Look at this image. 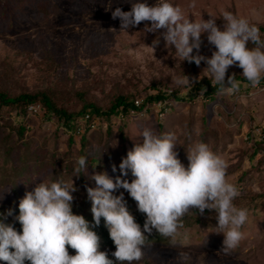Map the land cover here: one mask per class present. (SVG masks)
Here are the masks:
<instances>
[{"label":"rangeland","instance_id":"374dc122","mask_svg":"<svg viewBox=\"0 0 264 264\" xmlns=\"http://www.w3.org/2000/svg\"><path fill=\"white\" fill-rule=\"evenodd\" d=\"M136 2L145 0H0V90L10 97L46 91L57 107L77 111L84 103L106 109L118 96L145 99L163 91L187 93L189 89L174 82L181 71L200 77L199 82L211 81L204 70L206 64L180 62L174 47H165L163 30L145 32L150 22L121 31L120 20L112 19V12L116 8L130 11ZM174 2L190 19L215 16L221 30L222 10L244 16L259 27L264 38V0H196L195 8L188 7L191 0ZM157 38L160 42L152 54L146 46ZM201 41L199 54L210 58L216 49L208 43L207 33L201 35ZM228 70L229 75L242 77L241 68L233 65ZM174 100L162 119L149 115L140 121H119L113 115L101 129L94 130L85 154L89 157L85 180L89 187H95L88 177L103 168L114 181L120 177L119 165L135 144L142 143L138 134L144 126L174 133L178 137L175 151L185 166L188 146L200 142L205 134L206 143L228 165V182L240 191L234 202L242 198L248 209L249 218L242 227L245 239L231 254H225L220 250L223 234L215 233L217 223L203 217L200 223L179 230L176 247L153 244L135 264L144 260L152 264H264V201L250 200L264 194V84L252 88L241 83L239 92L232 96L220 94L207 101L202 96L192 102L179 97ZM19 126L25 127L21 140ZM120 126L124 138L119 136ZM72 135L73 143L69 144ZM3 147L12 148V153L6 155ZM79 151L80 137L62 127L58 117L45 116L39 105L29 107L24 116L14 111L0 115V209L8 211L12 203L19 205L25 192L44 180L67 181L72 177L76 186L78 178L73 175H77L74 168ZM22 162L28 164L20 169ZM34 164L40 166L34 169ZM56 168L62 169L58 176L54 175ZM65 171L68 174L63 178ZM121 178L134 179L130 170ZM123 191L119 189L117 195ZM257 204L260 206L255 207ZM180 252L190 253L191 259L180 260Z\"/></svg>","mask_w":264,"mask_h":264},{"label":"clouds","instance_id":"9594fccd","mask_svg":"<svg viewBox=\"0 0 264 264\" xmlns=\"http://www.w3.org/2000/svg\"><path fill=\"white\" fill-rule=\"evenodd\" d=\"M188 7L195 8L196 0H191ZM208 16L207 20L202 15L190 19L174 0H155L151 5L145 0L132 4L130 11L116 8L112 12V19L120 20L121 31L127 32L141 22H150V26L145 25V32L163 30L165 47H174L180 62L207 65L204 70L210 75L211 84L218 86L219 94H235L240 90L241 81L234 73L226 78L233 65L243 70L242 77L248 86H259L264 79V38L259 27L244 16L222 10L221 30L216 24L217 18ZM204 33L216 49L210 58L199 54ZM159 42L157 38L146 47L153 54ZM199 80L200 77H190L181 71L174 82L191 90ZM138 136L142 137V143L135 144L122 159L120 177L114 181L103 171H94L88 177L95 182V187L86 188L92 223L82 215L73 214L72 194L78 189L72 177L67 181L44 180L32 191L25 192L18 205L19 214L12 222L21 225L19 232L13 224L5 222L13 215L12 210L4 214L0 209V261L5 264H135L144 259L145 249L152 248L145 233L151 235L154 229L170 238L171 246L176 247L175 238L184 228V217L193 212L202 216L205 210L216 213L215 233L224 237L220 250L231 254L237 249L245 239L242 227L249 213L247 208H238L234 203L240 191L227 180L226 161L200 141L188 146L185 166L175 151L178 137L174 133L144 126ZM88 158L77 159L74 168L77 175L73 176L79 177L80 173L88 176ZM129 170L134 177L131 182L121 178ZM112 171H116L115 166ZM119 189L125 190L136 202L137 210L145 215L143 228L128 210L123 193L113 194ZM101 218L116 249L111 253L114 259L109 258L107 251L100 250V237L92 230L100 225ZM68 248L75 255H70ZM178 257L182 261L191 259L188 252H180Z\"/></svg>","mask_w":264,"mask_h":264},{"label":"trees","instance_id":"16d2710c","mask_svg":"<svg viewBox=\"0 0 264 264\" xmlns=\"http://www.w3.org/2000/svg\"><path fill=\"white\" fill-rule=\"evenodd\" d=\"M229 71V70H228ZM229 73L226 74V78ZM237 80L241 81V83L248 84V82L244 79V77H236ZM260 84H264V79L261 80ZM202 88L206 89L205 92H202ZM218 86H213L211 84L210 79H204L202 82L196 83L191 90H189L187 93H166V92H158L154 95H149L145 99L149 101L153 100H164V99H174L176 97L180 98V101L184 102H192L195 98L202 96L206 101L220 95L217 91ZM232 96V95H231ZM137 99V97H126V96H118L114 99L112 103L106 108L101 109L97 105L93 103H84L80 109L77 111H67L63 108L57 107V105L54 103L53 98L50 94H48L46 91L43 92H37L34 94L29 93H21L18 94L15 97H10L7 95V93L0 90V115L3 116L5 114H9L10 112L14 111L15 114L18 116H24L26 115L27 109L31 106H37L39 105L40 108L43 110V114L45 116H56L58 117L59 121L62 124V127H64L66 130L72 131L75 135V131L80 125V121L83 118L85 114H90L92 118L99 119V126L98 129L102 128V125L105 121L110 120V118L118 111L120 110L123 114H126L129 109L133 107L134 100ZM120 134L119 136L121 138L123 137V134L121 132V126L119 127ZM107 136H110L112 134L111 127L108 126L106 129ZM96 131L89 132L88 130H85L80 137V151H79V157L85 156L88 146L90 145V137L94 135ZM25 133V127L19 126L17 129L18 134V140H21L23 138V135ZM204 139L201 141L206 143L205 140V134L203 135ZM69 144L73 143V135L69 137ZM4 153L6 155H10L12 153V148L3 147ZM184 148L181 150L183 151ZM78 157V158H79ZM106 161V159H105ZM108 161V160H107ZM28 162V161H27ZM27 162H22V167L27 165ZM104 164H107L106 162ZM37 164H34L33 168L35 169ZM19 169V172L22 173V171ZM68 169V168H67ZM37 170V169H36ZM61 168H56L54 170V175H60ZM100 172H108V169H100ZM18 172V171H17ZM27 172V171H26ZM36 173V171L34 170ZM68 174V171L64 172V175H61V177L64 178L65 175ZM18 175H20L18 173ZM77 184L76 188L78 191L73 193V205H72V211L73 214L76 215H82L86 221L89 223L93 222L92 214H91V201L87 197V191L86 188L89 187L87 181L85 180V177L83 173H80V176L77 177ZM5 185H3L1 188H4ZM124 199L127 202V208L130 211V213L135 217L136 222L143 228V224L145 221V215L140 213L137 210L136 202L129 196V194L124 190ZM114 195L118 194V190L113 193ZM251 196H248V198ZM259 199V201H264V194L254 195L250 198V200ZM244 200L241 198V201L234 202L235 205L238 208H244L245 204H243ZM245 202H250L249 200H245ZM10 205V204H9ZM12 206V207H11ZM260 206L257 204L255 207ZM10 208L12 210L13 215L9 216L10 222L12 223L15 221V216L19 214L18 205L15 203H12L10 205ZM4 214H6L8 211L1 209ZM212 218L217 223L216 220V213L214 211L210 212L208 210H205L204 215L195 214V212L190 213L186 217H184V228H190L191 226L198 224L201 222V218ZM17 231L19 232L21 230V225L18 223L16 226ZM97 233V235L100 237V250L101 251H107L109 253V258L114 259V257L111 256V253L114 252L115 246L113 241L109 237V233L107 228L105 227V223L103 218H101L100 225L97 227H94L92 229ZM145 235L148 236L149 243L151 245L153 244H170V238H165L161 235H159L154 229L151 233V235H148L145 233ZM70 255H75V251L71 248H68ZM5 262H3L4 264ZM142 264H152L149 260H144Z\"/></svg>","mask_w":264,"mask_h":264},{"label":"built area","instance_id":"2783aa9c","mask_svg":"<svg viewBox=\"0 0 264 264\" xmlns=\"http://www.w3.org/2000/svg\"><path fill=\"white\" fill-rule=\"evenodd\" d=\"M173 102H175L174 99L149 101L146 99L137 98L133 102V107L129 109L126 114H123L120 110H118L113 117H115L119 121H124L125 119L140 121L146 119L149 115H153L156 120H159L162 119L170 111ZM34 107L35 106H31L30 108ZM99 121L100 120L97 118H92L90 114H85L80 121V125L75 131V135L81 137L85 130L92 132L98 129ZM5 222H9V218H7ZM10 224H13L16 229V223Z\"/></svg>","mask_w":264,"mask_h":264}]
</instances>
